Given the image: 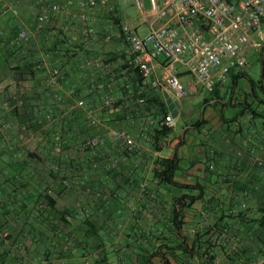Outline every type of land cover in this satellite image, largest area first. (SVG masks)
<instances>
[{
  "label": "crops",
  "instance_id": "obj_1",
  "mask_svg": "<svg viewBox=\"0 0 264 264\" xmlns=\"http://www.w3.org/2000/svg\"><path fill=\"white\" fill-rule=\"evenodd\" d=\"M58 1L79 13L77 0ZM36 5L40 10L27 25L8 0H0V49H5L0 54V115L11 124L7 134L0 130V208L9 209L0 211V220L14 211L0 227V264H209L203 253L212 233L205 234L210 227L201 229L205 220L213 230L230 227L228 240L211 248L213 264L260 257L264 229L245 213L253 211L264 223L259 212L264 211V167L254 162L264 158V52H254L243 70L253 82L233 71L218 84L215 98H210L213 89L199 85L190 90L193 97L203 92L194 102L168 86L145 83L131 62L120 26L126 23L147 34L151 1L144 6L137 0L122 9L113 0L101 5L89 13L93 20L87 23L97 31L89 39L86 22L76 13ZM11 13L31 30L39 14L49 18L28 45L19 46L14 38L21 26L13 29V21L5 20ZM167 19L175 21L173 16L161 21ZM254 59L260 68L251 69ZM36 61L42 62L40 68L27 66ZM164 62L163 56L153 62L156 77ZM55 64L60 76L49 85ZM191 76L179 65L184 86L194 84ZM108 94L114 102H107ZM168 98L177 104L176 126L160 136L159 113L163 102L169 108ZM81 99L85 106L78 105ZM113 128L132 133L143 144L142 152L129 153L109 137L96 155L82 151L85 137ZM174 157L179 167L175 184H169L155 169L159 160ZM121 193L131 210L123 209L127 201ZM102 232L112 239L110 251ZM33 242L53 249L36 255L28 249Z\"/></svg>",
  "mask_w": 264,
  "mask_h": 264
},
{
  "label": "built area",
  "instance_id": "obj_2",
  "mask_svg": "<svg viewBox=\"0 0 264 264\" xmlns=\"http://www.w3.org/2000/svg\"><path fill=\"white\" fill-rule=\"evenodd\" d=\"M2 1V0H1ZM40 5H46L50 11H64L68 15H79L86 22L85 39L95 37L97 31L87 22L93 20L89 13L106 5L110 0H77L79 13L71 10L58 0H34ZM151 8L147 14L150 30L140 35L126 23L121 24V35L129 44L132 54L131 62L137 68L143 81L152 87L168 86L177 96L185 95L198 86L207 90L214 89L219 83L226 82L233 71H243L248 65V52H264V0H150ZM173 16L175 21L162 18ZM47 13L39 14L34 29L21 26L14 38L19 46L28 45L35 32L43 29L48 20ZM110 37V35H107ZM163 56L162 75L155 76L153 62ZM179 65H182L194 77V84L186 87L178 77ZM36 68L42 62L36 61ZM60 67L55 64L50 70L47 82L49 85L57 81L60 76ZM112 94H108L107 102H114ZM141 101L144 99L141 98ZM87 103L81 99L79 106ZM168 128L176 126V119L168 113L164 119ZM0 130L7 134L11 124L0 115ZM256 129H252V133ZM107 137L120 144L125 151L135 154L143 150V144L125 129H110L105 135L85 137L81 149L96 155L97 149L102 146ZM213 155V154H211ZM258 167H264V158L254 160ZM116 161H110L108 168L114 167ZM213 169L214 165L210 164ZM65 184H69L65 180ZM247 209L245 202H242ZM250 217V213H245ZM209 220L202 223L201 229L211 227ZM230 227L224 226L208 236L211 245L203 253V259L213 264L215 256L211 248L220 246L228 240ZM213 260H211L213 257ZM242 264H264V251L256 259L244 261Z\"/></svg>",
  "mask_w": 264,
  "mask_h": 264
},
{
  "label": "rangeland",
  "instance_id": "obj_3",
  "mask_svg": "<svg viewBox=\"0 0 264 264\" xmlns=\"http://www.w3.org/2000/svg\"><path fill=\"white\" fill-rule=\"evenodd\" d=\"M113 1L115 3L117 2V7L119 9H122L127 4H131L132 5V4H136L137 3V0H113ZM139 1L143 2V4H145L144 6H149L150 5V1L149 0H139ZM8 2L12 5V8H13L14 12L16 14H18V16L21 18V20H23V22L25 24H27V25H29L30 23H32L34 21L33 20V17H34L33 12H38L40 10V7L38 5H36V2L34 0H20V1L19 0H8ZM32 7H34L35 9L33 10ZM14 16L15 15L13 13H11V15H9V16L7 15L5 17V20H12L13 21V27H14L13 29H17L19 25L21 26V23L18 20V18L16 19ZM4 50L5 49H0V54L2 56H4L2 54ZM247 56H248V59L251 57V60H252V58L254 57V50H250L248 52ZM251 65H252L251 69L253 67H255L256 69L260 68V63H259V61L257 59H254L252 61ZM191 78H193V76H191ZM191 92L192 91H188L186 93L187 94V98L193 100L194 102L200 97L199 95L203 94L202 90H199V94H194V97H193V96H191ZM144 106L145 105L143 104L142 108H144ZM157 118H159V117L157 116ZM177 121L179 123V126L183 124V118L181 116H179L177 118ZM61 180H62V183H64V185H68V184H65V180H67V179L63 178ZM52 191H53V186L49 185V187H47V189L45 190V193H52ZM122 195H123L124 200L127 201V205H128L127 206V205L122 204L123 209L126 210V211H128V209L131 210L132 209V205L130 204V201H129L128 197L125 196L124 194H122ZM118 198H119V202H120V198L121 197L119 196ZM11 210H12L11 217H14V215H13L14 211H13V209H11ZM0 211L3 213V212L9 211V209L8 208H0ZM30 211L33 212V209H31ZM259 212H261L260 214L264 215V213H263L264 211L259 210ZM118 213L119 212L113 213V217L114 218H118L117 217ZM11 217L8 216V213H5V216L0 220V227L4 228V226H6V224H7L6 219H8V220L10 219L11 220ZM250 219H251L250 221H252V223L258 224L257 226H259V227L261 226L264 229V223H261V224L258 223V222H260L261 219L257 218L256 214L253 211L250 214ZM10 228H11L10 232L14 233V235H15L16 226H15V223L13 221H10ZM132 231L135 232V228L132 229ZM105 233L102 232L101 237H103V241L107 244V249L110 251L111 247L109 248V246H110V243L112 242V239L110 238V236L108 234H105ZM23 248L25 249L26 247L23 246ZM28 249L31 250V253H34V254L37 255L38 252H40V251L42 252V251H46L47 249H53V246H51V244H47V245L45 244L44 245V244H36V242H33L32 245L28 246ZM249 259L253 260V259H256V258L255 257H249Z\"/></svg>",
  "mask_w": 264,
  "mask_h": 264
},
{
  "label": "trees",
  "instance_id": "obj_4",
  "mask_svg": "<svg viewBox=\"0 0 264 264\" xmlns=\"http://www.w3.org/2000/svg\"><path fill=\"white\" fill-rule=\"evenodd\" d=\"M35 64L36 63H31V64H28L27 66L28 67H32L34 68L35 67ZM262 64H263V76L262 78L264 79V58L262 59ZM241 72V75H245L248 77L249 80H252L250 74L248 72H245V71H240ZM263 79L261 80H258V83L260 84ZM218 85L212 90V96L210 98H215V95H217V92H218ZM264 88V86L262 87V89ZM169 108H168V105L163 102L162 104V107H161V110H160V123H161V128L159 130V134L160 136H166L170 129L171 128H168L165 124H164V119L166 117V115L169 113ZM159 165V168L155 169V175L160 178L161 181L163 182H166V183H169V184H175V181H174V174H175V171L178 169L179 165H178V160L176 157L174 158H165V159H161L158 161L157 163ZM46 195H48V197L50 196V193H46ZM264 213V212H263ZM226 226V225H225ZM224 226L221 227V229L223 228ZM211 229H208L206 230L205 234H209L210 232L212 233L213 231H217V229L213 230L212 227H210ZM220 229V230H221ZM207 240H209V238H207ZM213 260L214 256L211 257ZM206 264V263H205Z\"/></svg>",
  "mask_w": 264,
  "mask_h": 264
},
{
  "label": "water",
  "instance_id": "obj_5",
  "mask_svg": "<svg viewBox=\"0 0 264 264\" xmlns=\"http://www.w3.org/2000/svg\"><path fill=\"white\" fill-rule=\"evenodd\" d=\"M167 102H168V104H169V110L171 111V113H172V115L174 116V117H176L177 116V104H176V102L175 101H172L171 100V98H168L167 99Z\"/></svg>",
  "mask_w": 264,
  "mask_h": 264
}]
</instances>
